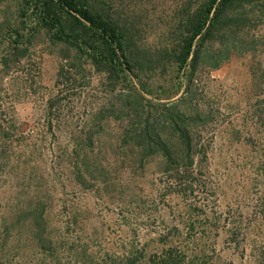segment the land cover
Here are the masks:
<instances>
[{
	"label": "trees",
	"instance_id": "16d2710c",
	"mask_svg": "<svg viewBox=\"0 0 264 264\" xmlns=\"http://www.w3.org/2000/svg\"><path fill=\"white\" fill-rule=\"evenodd\" d=\"M124 3L125 0H0V88L3 75L28 57L39 42L57 47L58 56L69 69L81 75L84 71L97 73L101 85L114 97L109 108L94 114L96 119L123 121L118 143L129 146L132 159L140 167L152 157L160 159L164 192L176 199H190L177 211L178 223L187 232L207 226L203 234L178 236V240L174 239L177 242L173 237H159L161 245L151 254L145 247L136 249L132 243H123L117 251L92 253L87 243L81 248L67 247L73 258L67 264H194L209 241L205 230L216 232L218 220L209 216L205 207L199 209L207 206L202 203L209 187L204 166L214 143L204 138V132L217 116L204 104L193 103L195 95H199L198 75L204 68L218 69L234 55L260 56L264 42L260 44L248 33L255 20L264 17V0H179L155 30L150 29L153 20L148 13L132 10ZM251 74L264 84V59L253 63ZM263 104L264 99H260L257 110L261 114ZM4 114L0 113V172L10 175L6 168L15 163L3 146L17 141L21 148L24 135L14 119H6ZM100 129L98 124L97 129L81 131L73 137L74 145L84 151L68 153L71 161L67 169L76 186H93L95 175L105 173L102 162L91 167L97 158L89 156ZM16 158L27 160L21 154ZM262 158L260 171L264 174ZM53 176L57 178L59 173L53 171ZM56 180L63 189V181ZM21 186L0 211V264H19L20 249L28 248H32V264H64L63 245L69 239L70 224L63 226L56 218L51 219L52 195L42 196L49 187L51 193L57 187L55 179L33 191L23 182ZM71 223H76L75 216ZM235 234L230 228L227 232L222 229L217 236L228 240ZM257 258V264H264V246Z\"/></svg>",
	"mask_w": 264,
	"mask_h": 264
},
{
	"label": "rangeland",
	"instance_id": "374dc122",
	"mask_svg": "<svg viewBox=\"0 0 264 264\" xmlns=\"http://www.w3.org/2000/svg\"><path fill=\"white\" fill-rule=\"evenodd\" d=\"M178 2L125 0L124 4L148 13L153 20L150 29L155 30ZM248 35L260 44L264 42V17L255 20ZM253 57L234 55L218 69L204 68L198 75L199 95H195L193 103L204 104L217 116L204 132V138L214 143L204 166L209 187L202 203L207 206L199 209L205 207L208 215L218 220L216 232L205 230L209 241L205 251L198 252L194 264H257V253L264 246V174L260 171L264 114L257 110L259 100L264 99V91L260 95L258 91L264 90V84L251 74L253 63L264 59V50L258 58ZM1 82L0 109L4 112L0 113H5L6 119H14L17 127L23 129L24 139L21 148L17 141L3 146L15 164L6 168L10 175L0 172V211L7 204L6 199L12 198V192L22 188V182L33 191L55 179L56 190L51 193L49 187L42 196L52 195L51 219L56 218L63 226L70 224L66 230L69 239L63 245L64 264L73 259L67 247L81 248L85 243L89 253L117 251L123 243H132L136 249L145 247L151 254L161 245L159 237L174 240L178 236L191 238L193 232L203 234L207 226L187 232L178 223L177 211L190 199H176L164 192L160 159L152 157L140 167L132 159L129 146L118 143L123 121L111 117L102 122L96 119L94 114L109 108L114 97L101 85L100 75L93 71L81 75L69 69L68 63L58 56L57 47L39 42L30 49L28 57L3 75ZM98 124L101 129L88 154L97 158L91 167L102 162L105 173L95 175L93 186H76L67 169L71 161L68 153L84 151L74 145L73 137L81 131L97 129ZM19 154L27 157L26 162L16 158ZM53 171L59 173L57 178ZM56 179L63 181V189ZM72 216L76 217L75 224L71 223ZM230 228L236 233L232 239L217 236L222 229L227 232ZM31 258L32 248L20 249L17 261L26 264Z\"/></svg>",
	"mask_w": 264,
	"mask_h": 264
}]
</instances>
